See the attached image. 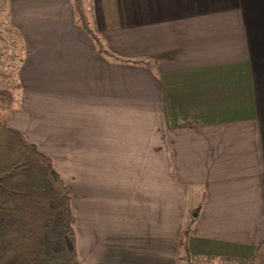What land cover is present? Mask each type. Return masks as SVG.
<instances>
[{"label": "crops", "instance_id": "obj_1", "mask_svg": "<svg viewBox=\"0 0 264 264\" xmlns=\"http://www.w3.org/2000/svg\"><path fill=\"white\" fill-rule=\"evenodd\" d=\"M85 3L111 54L149 66L98 54L72 0H0L10 29L22 33L24 104L8 126L24 140L26 124H43V134L24 141L49 158L46 135L106 139L118 158L133 151L122 168L134 180L124 186L155 205L167 180V199L181 204L178 232L164 239L152 231L159 208L139 204L152 214L149 225L128 229L106 250V264H182L180 241L196 208L189 254L247 264L255 253L253 264H264V0Z\"/></svg>", "mask_w": 264, "mask_h": 264}, {"label": "rangeland", "instance_id": "obj_2", "mask_svg": "<svg viewBox=\"0 0 264 264\" xmlns=\"http://www.w3.org/2000/svg\"><path fill=\"white\" fill-rule=\"evenodd\" d=\"M8 10L7 7L6 12H3L0 7V89L12 93L13 103L11 106L0 105V119L8 117L17 104V109L13 112H19L20 105L24 104L23 90H17L18 73L23 62L21 56L23 49L20 43L22 33L20 30L10 29ZM136 60L143 63L149 61L148 58L141 57ZM27 113L29 117H35L30 106ZM25 126L29 136L24 135L25 141H29L33 136L39 137L37 134L42 133L43 130V124L39 123H29ZM74 127L77 132L75 137H79L80 129L78 128L77 131V126ZM48 136L40 140L45 142L44 148L50 152L52 155L50 158L57 165L55 169L68 184L70 193L72 192L73 215L76 219L74 232L75 238L77 233L76 248L80 264H106V250L113 253L115 246L126 237L125 233L128 229L133 226H137V229L140 227L145 229L152 214L139 206L144 202L159 208V219L156 215L158 220L152 219L153 226L150 225L152 231H159L164 239L172 238L173 234L178 232L181 204L179 201L175 203L167 199V188L161 187L167 180L160 178L158 192L155 191V195L153 194L159 199L157 205L145 191L143 197H139L136 189L124 186L125 183L134 180L135 173L124 171L122 168L126 160L134 162L131 154L133 151L130 154L123 153L118 158V155L106 152V139L104 143L102 140H87L84 143L79 138L72 139L74 136L64 137V134ZM191 202L192 208L201 204L199 198ZM155 222L158 224H154ZM179 254H181L179 251L176 252V256ZM115 256V259H119L117 255Z\"/></svg>", "mask_w": 264, "mask_h": 264}, {"label": "trees", "instance_id": "obj_3", "mask_svg": "<svg viewBox=\"0 0 264 264\" xmlns=\"http://www.w3.org/2000/svg\"><path fill=\"white\" fill-rule=\"evenodd\" d=\"M77 23L98 54L128 65L149 61L121 59L111 54L98 33L85 0H72ZM13 95L0 89V105L11 106ZM199 209H193L182 233V264H217L213 256L191 255L187 241ZM69 187L52 160L0 119V264H80ZM255 253L247 264H253Z\"/></svg>", "mask_w": 264, "mask_h": 264}]
</instances>
